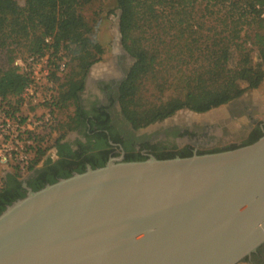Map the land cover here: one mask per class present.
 Segmentation results:
<instances>
[{"label": "water", "instance_id": "obj_1", "mask_svg": "<svg viewBox=\"0 0 264 264\" xmlns=\"http://www.w3.org/2000/svg\"><path fill=\"white\" fill-rule=\"evenodd\" d=\"M119 11L113 57L123 47ZM0 212V264H237L264 243V129L190 156L86 164Z\"/></svg>", "mask_w": 264, "mask_h": 264}, {"label": "trees", "instance_id": "obj_2", "mask_svg": "<svg viewBox=\"0 0 264 264\" xmlns=\"http://www.w3.org/2000/svg\"><path fill=\"white\" fill-rule=\"evenodd\" d=\"M90 1L24 0L20 5L16 0H0V31L5 38H12L11 42L16 44L20 40L17 38L30 36L28 56H42L48 49L52 57L57 55L55 59H61L58 53L62 50L69 55L68 63L53 60L51 75L58 89L49 107L53 114L70 105L73 111L61 123L55 116L57 125L64 131L52 142L48 143L49 132L41 137L43 146L37 145L29 171L44 157V163L50 166L48 151L53 147L58 160L50 175L45 173L36 181H28L33 190L74 171L82 172L86 164L93 168L102 166L109 158L107 142L93 145L96 153L90 154L88 151L94 150L93 146L80 140H75L74 144L65 140L66 131L77 130L82 122L79 92L85 74L105 53L104 47L91 37V25L81 13V7ZM114 4L119 11L122 45L135 58L119 86V104L135 128L145 127L182 108L205 112L246 89L256 88L264 80V0H114ZM201 4L204 10L219 6L214 12L210 9L209 14L216 15V22L205 28V34L202 32L204 23L196 16ZM253 48L258 53L257 62L251 57ZM60 63L64 65L62 71L68 64L62 78L55 75L56 70L62 73ZM27 81V75L10 61L0 71V97L17 98ZM262 129L264 123L262 127L255 125L241 145L257 140ZM83 135L90 138L86 133ZM101 138L105 141L103 133ZM125 150L124 160L147 158L130 147ZM190 155L189 147H174L171 151L160 150L154 154L158 159ZM21 181L14 175L5 176L0 187V212L25 195Z\"/></svg>", "mask_w": 264, "mask_h": 264}, {"label": "flooded vegetation", "instance_id": "obj_3", "mask_svg": "<svg viewBox=\"0 0 264 264\" xmlns=\"http://www.w3.org/2000/svg\"><path fill=\"white\" fill-rule=\"evenodd\" d=\"M106 63L110 66L108 70L101 68L96 71L93 66L85 75L83 88L79 92L82 122L73 135L65 138L66 141L74 144L75 140H80L90 146L97 143L103 145L107 142L109 158L121 154L125 157L127 152L125 147H130L139 155L148 157L159 153L160 150L171 151L174 147L175 149L189 147L193 153L223 149L231 142L235 145H241L244 142V139L237 142H225L228 127H232L234 122L230 116L233 112L231 110L241 109L248 116H251L254 111L247 109L243 100H237V104L241 103V107L238 108L233 107L235 104L231 102L225 115L195 112L182 108L158 122L147 125L148 129L145 131H139L126 119L119 104V86L132 64L122 54L112 57L109 63ZM263 123L264 118L250 119L246 125L238 129L244 130L248 137L254 129V124L262 127ZM84 133L90 138L85 137ZM102 133L105 135V141L101 138ZM73 148H77L76 144ZM56 151L54 147L48 152L51 158L50 166L44 163V157L36 168L29 172L24 179L27 185L28 181L33 182L43 177L45 173L48 175L52 173L58 160ZM95 151L96 148L88 152L94 154ZM23 191L25 192L24 188ZM237 264H264V243Z\"/></svg>", "mask_w": 264, "mask_h": 264}, {"label": "rangeland", "instance_id": "obj_4", "mask_svg": "<svg viewBox=\"0 0 264 264\" xmlns=\"http://www.w3.org/2000/svg\"><path fill=\"white\" fill-rule=\"evenodd\" d=\"M16 1L20 5H23L24 3V0H16ZM114 5H115L114 0H91L89 3L81 7V13L83 14L84 18L89 23V25H91V30H92L91 37L95 41L99 42L105 49V53L102 55L101 59L93 63L89 67V69L93 68V66L96 71H99V69L101 68H104L106 70L110 68V66L107 65L106 62L109 63L110 59L113 57V54L111 52L112 42L115 34V24L117 23V18H118V9H115ZM203 7H204L203 4L197 7L196 16L200 21L204 23V29H202V32L205 34L206 33L205 28L211 25H215L216 22L215 20L216 15L213 13L209 14V11L210 9H212L214 12L216 11V9L219 8V6L218 5L211 6L208 10H204ZM2 39H4L3 42H1ZM28 39H30V36H27L25 38L19 37L17 38V40H19L18 43L15 44L11 42L12 38H5V36H3V33L0 31V71L5 69L10 64V61L12 65L18 67L19 71H23L22 64L26 63L29 54L27 52ZM58 55H62L61 59H55L57 58V55L52 57L50 49L44 52V56H46L51 71L53 70L55 65L54 61H56V63L61 61L62 62L66 61V63H68L69 61V55L65 54L63 50L59 51ZM251 57L254 62L259 61L258 53L255 48H253V51L251 52ZM61 64L62 63L59 64V67ZM67 70H68V64L64 69L65 72L62 71L61 73L59 72V70L58 71L56 70L55 75L60 76L62 78ZM53 83L55 86V91H57L58 89L57 81L53 80ZM237 100H243L246 108L247 109L249 108L254 111L252 112L251 116H248L245 113H243L241 109H236L235 111L231 110L233 112L230 113V116L232 120H234V122L232 127L231 126L228 127V134L226 133L227 140L225 142H230V141L237 142L242 139L246 141L248 138L246 133H244V130L241 129L242 130L241 131L238 128L242 125H246L250 119L260 120L264 118V80L256 88L246 89L237 97L229 100L228 102L218 107L207 110L203 113L211 112L212 114H216V115L219 114L225 115L227 114L225 113V111H227L228 106H231L230 105L231 102L233 103V105L235 104L233 107L236 108L241 107V103L237 104ZM72 111H73V105H70L62 111H58V112L55 111L54 115L58 118V122L60 121L59 123H61V121L66 119V116L70 115ZM160 120H156L155 122H158ZM54 125L56 127L54 126V128L51 129V131L49 132L48 143L52 142V140L56 136H58L59 133L61 134L64 131V129L61 128L59 125H57V123H55ZM137 129H139V131H145L148 128L147 126H145V127H138ZM75 132L76 130H68L65 133V137L73 135ZM229 145H235V144L231 142V144ZM53 148H51L49 151H51Z\"/></svg>", "mask_w": 264, "mask_h": 264}, {"label": "built area", "instance_id": "obj_5", "mask_svg": "<svg viewBox=\"0 0 264 264\" xmlns=\"http://www.w3.org/2000/svg\"><path fill=\"white\" fill-rule=\"evenodd\" d=\"M22 66L28 81L20 95L0 97V187L6 175L22 180L29 174L41 137L56 123L49 107L56 91L46 56H28Z\"/></svg>", "mask_w": 264, "mask_h": 264}]
</instances>
